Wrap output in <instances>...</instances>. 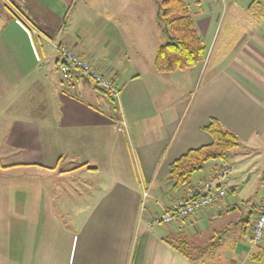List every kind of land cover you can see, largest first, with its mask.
I'll use <instances>...</instances> for the list:
<instances>
[{"label": "crops", "instance_id": "crops-1", "mask_svg": "<svg viewBox=\"0 0 264 264\" xmlns=\"http://www.w3.org/2000/svg\"><path fill=\"white\" fill-rule=\"evenodd\" d=\"M143 1L0 3V264H264V238L257 247L251 234L244 238L250 208L219 231L232 210L225 198L173 223L148 224L232 157L262 150L264 78L248 71L264 70V8L254 9L264 0L188 3L202 12L219 3L223 13L195 17L205 62L168 74L155 69L164 36L156 18L135 10ZM233 4L245 18H223ZM61 44L112 79L119 100L78 71L61 73ZM212 119L241 146L172 189L170 165L212 142L205 131ZM203 233L224 238L213 247L205 240L211 248L191 258L169 244Z\"/></svg>", "mask_w": 264, "mask_h": 264}, {"label": "trees", "instance_id": "trees-1", "mask_svg": "<svg viewBox=\"0 0 264 264\" xmlns=\"http://www.w3.org/2000/svg\"><path fill=\"white\" fill-rule=\"evenodd\" d=\"M156 22L166 42L157 49L155 69L159 73L186 71L205 62L208 49L199 33L191 6L184 0H160ZM205 131L212 142L191 149L170 165L172 189L188 186L198 171L210 161H224L240 146L238 136L224 128L217 119H212ZM245 224V223H244ZM169 244L188 258L184 243L169 241Z\"/></svg>", "mask_w": 264, "mask_h": 264}, {"label": "rangeland", "instance_id": "rangeland-1", "mask_svg": "<svg viewBox=\"0 0 264 264\" xmlns=\"http://www.w3.org/2000/svg\"><path fill=\"white\" fill-rule=\"evenodd\" d=\"M159 1L160 0H147L146 2L143 1L142 3V9H135L137 11H140L142 14L144 13V16L146 15L147 18H156L157 13L159 11ZM187 3H190L191 5L194 4L193 0H184ZM245 1V0H243ZM247 2H252L251 0H246ZM263 2H261L262 4ZM212 4V10L207 12L206 9H208L206 4H203L204 11L202 12L201 10H197L196 7L195 9H191V13L194 17L200 16H207L210 18H220L221 14L223 13V5L219 3H213ZM243 6L246 4L243 2ZM257 4V3H256ZM264 7L260 6H255L254 9L259 12L262 11ZM196 10V11H195ZM247 10L242 8L241 5L239 4H233L232 7H229V12L227 16L225 15V10H224V15L223 18H245V14ZM242 16H241V15ZM143 16V17H144ZM166 39L162 37V43H165ZM219 54H216L215 59H218ZM214 59V60H215ZM213 60V61H214ZM253 67V65L251 66ZM214 66L213 62L210 68V72H212ZM214 71V70H213ZM249 74L255 75L257 78H264V70L261 68H256V70H250L248 71ZM182 93V91H181ZM261 151L257 154H242L239 156H234L232 159H230V165L233 167V170L231 171L229 175V180L225 184V189L227 190V195L225 197V203L231 207V211L228 215L222 217L219 222V231L222 230L224 226H226L230 221H232L235 216H240L246 210L249 208H254L255 209V214L257 212V208L260 205V201L264 199V143L261 145ZM1 151V150H0ZM4 153L0 152V163H4ZM162 213H158L153 215L155 216H160ZM232 214V215H231ZM255 214L251 216L250 218V223H248L247 226V235L244 236L245 241H248L250 238V233H251V225L252 222L255 219ZM153 217H148V224L151 221ZM234 221V220H233ZM164 227V226H163ZM201 228H207L203 227L202 225L199 226ZM209 229V228H208ZM213 236V237H212ZM232 237V236H231ZM211 238V239H210ZM223 234L218 233L214 236L213 234H208L205 235L203 233V237H196L195 240H192L187 242L186 244H183L184 246V251L188 253L191 257L198 256L200 253H203L207 249L213 247V245L216 244V242H219L223 239ZM180 240V239H178ZM205 240H210L211 242H214V244H211V247H204V241ZM182 241V240H180ZM223 256H216L212 257L213 259H222ZM228 257V255H226ZM229 258V257H228ZM215 264H221V263H215ZM231 264V263H230Z\"/></svg>", "mask_w": 264, "mask_h": 264}, {"label": "built area", "instance_id": "built-area-1", "mask_svg": "<svg viewBox=\"0 0 264 264\" xmlns=\"http://www.w3.org/2000/svg\"><path fill=\"white\" fill-rule=\"evenodd\" d=\"M0 3L10 8L13 7L11 0H0ZM56 50L58 54L57 67L61 73L69 76L73 71H78L88 77L99 91L107 94L114 102L119 100L120 90L112 79L98 72L88 62L75 54L67 45H58ZM232 170V166H222L213 172L211 179L206 181L197 192L178 200L168 210L163 212L162 215L153 217L149 224H170L176 219L187 218L219 202L226 197L227 190L217 187V185L223 183ZM147 196L148 192L145 189L143 190V199L145 200ZM250 225L251 244L257 247L264 238V200L259 207L257 216Z\"/></svg>", "mask_w": 264, "mask_h": 264}, {"label": "water", "instance_id": "water-1", "mask_svg": "<svg viewBox=\"0 0 264 264\" xmlns=\"http://www.w3.org/2000/svg\"><path fill=\"white\" fill-rule=\"evenodd\" d=\"M84 80L88 83H91L90 79L88 77H86L84 74H82ZM250 215H251V210L244 216L243 220L245 222H249V219H250Z\"/></svg>", "mask_w": 264, "mask_h": 264}, {"label": "flooded vegetation", "instance_id": "flooded-vegetation-1", "mask_svg": "<svg viewBox=\"0 0 264 264\" xmlns=\"http://www.w3.org/2000/svg\"><path fill=\"white\" fill-rule=\"evenodd\" d=\"M249 210H251V215H250V216H252V215L255 214V209H254V208H250ZM249 210H248V211H249ZM257 212H258V210H257ZM257 212H256V214H257ZM256 214H255V216H256Z\"/></svg>", "mask_w": 264, "mask_h": 264}]
</instances>
